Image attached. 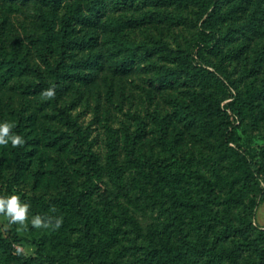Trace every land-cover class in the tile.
I'll return each instance as SVG.
<instances>
[{
	"label": "rangeland",
	"instance_id": "rangeland-1",
	"mask_svg": "<svg viewBox=\"0 0 264 264\" xmlns=\"http://www.w3.org/2000/svg\"><path fill=\"white\" fill-rule=\"evenodd\" d=\"M80 1L82 12L88 14L91 0ZM233 2L234 0L222 1L221 9L211 17V21L216 23L214 29L220 33L216 53H212L205 47H193L205 32L200 28V21H197L192 11L195 8L192 6L179 9L187 19L171 24V14L178 11L174 7H158L143 1L129 4L122 0H102L96 23L91 26H76L79 37L92 36L93 41L88 47L71 51L70 63L75 62L84 77L66 81V89L58 103L44 105L48 99L42 95L43 92L27 95L15 89L18 83L32 80L30 73L16 74L7 83L0 80V123L13 124L14 113L22 111L28 117L26 130L34 141L28 166L14 180L10 173L11 143L7 147L0 146V196L18 195L22 202L30 204L26 227L9 223L7 217L0 215L1 235L10 238L16 234L20 239L13 245L15 249L39 264H60L62 260L66 264L82 263L76 257V248L71 244L75 241L78 229L64 209L61 208L56 216L63 218L59 229H36L31 225V218L40 215L44 207L53 214L62 205L61 190L66 186L55 173V159L58 158L65 168L71 187H77L82 181L81 171L84 168L81 162L76 160L68 145L62 148L59 146L65 139L60 135L71 131L66 120L60 119V110L67 115V121H75L80 126L104 170L97 182L96 191L91 196V205L98 208L106 205V218L123 216V213L131 216L137 224L140 233L138 242L141 245L151 242L158 247L161 244L167 245L168 236L172 239L170 227L165 228V213L153 199V190H158L159 185L165 191L170 190L169 182L172 177L169 175V178H164L157 170L156 163L161 160L180 170L190 164L207 176L213 177L214 173L217 176L214 182L215 192L218 193L207 200L222 214V201L217 199L213 202L211 199L222 197L226 188L232 187L234 183H241L246 173L238 167L230 148L238 146L249 159L264 166V99H256L254 110L245 113L242 119L227 112L228 120L234 124L232 128H228L233 133L234 142L224 145L214 129L226 120L224 116L190 124L188 118H181L176 114L175 102L188 101V88L184 84L183 74L167 87H158L156 81L161 78V72L165 69H181L177 66V60L172 58L176 52L185 50L192 55L189 68L194 73L197 72V79L206 82L205 90H212L217 99L223 91L213 84L211 73H215V70L206 66L207 60L220 65L241 91L249 89L252 83H261L264 77V14L258 12L256 25L254 24L256 28L250 30L247 20L252 11V1L245 0L243 8L223 14L227 5L229 7ZM262 9L264 2L261 4ZM45 12L33 0H0V46L10 50L13 42L18 41L20 52L26 53L30 59L29 64L41 66L35 38L40 33L39 14ZM107 19L129 20L132 24L137 21L140 24L125 26L115 33L102 26ZM114 37L131 44L147 45L149 55H143V50H140L132 67L126 72H119L116 64L123 54L114 49ZM260 49L261 63L257 69H253L251 62L258 59L256 52ZM229 50L239 52V55L236 58H223ZM90 54H97V64H86ZM81 60H84L83 64H80ZM229 87L228 91L232 93L233 90ZM226 101L228 100L219 104L222 110ZM155 117H166V139L174 143L173 151L163 150L158 144ZM137 128L143 133L137 140L136 154L143 155L144 159L136 166L124 158L121 146L124 135H133ZM111 137L119 141V164L124 170L121 188L113 184L104 166L106 142ZM150 163L156 165L148 167ZM175 183L179 186L183 184ZM195 186H198L195 182L187 185L188 194L195 191V194L204 193ZM120 189L123 190L119 191ZM261 192V197L255 198L251 221L258 231L264 233V183H261ZM166 202L170 203L168 199ZM53 208L55 211H52ZM234 214L235 212L228 211L230 218ZM123 228L125 232L122 235L126 237L131 233V228L126 224ZM215 229L216 226L212 225L204 228L207 234ZM125 243L126 241L124 247ZM124 247L120 246L118 251L125 252L123 259L126 260L128 256ZM129 257L128 264H164L157 258L142 260V250Z\"/></svg>",
	"mask_w": 264,
	"mask_h": 264
},
{
	"label": "trees",
	"instance_id": "trees-1",
	"mask_svg": "<svg viewBox=\"0 0 264 264\" xmlns=\"http://www.w3.org/2000/svg\"><path fill=\"white\" fill-rule=\"evenodd\" d=\"M20 1L29 2L32 0ZM33 1L39 3L40 8H44L47 12L39 14L40 33L35 38L36 51L41 66L34 67L29 64L30 59L26 53L20 52L18 41L13 42L10 50L1 45L0 80L7 83L16 74L30 73L32 80L27 83H18L15 89L22 94L36 95L49 88H54L55 97L48 99L44 105H55L66 89V81L84 77L80 67L75 62L71 64L69 59L73 49L90 46L93 37L87 35L79 37L76 26L95 24L102 0H91L88 14L82 12L80 0ZM122 1L129 4L143 1L158 7H174L178 11L171 14V24H178L181 19L182 21L187 19L179 9L192 6L195 8L192 11L196 15L197 21H200L199 26L205 32L193 47L195 49L205 47L212 53H216L220 33L214 29L216 23L211 21V17L214 12L221 9L222 1L225 0ZM244 1L234 0L229 7L227 5L223 14L243 8ZM251 1L252 11L247 22L250 30H254L258 12L264 14V9L261 10V4L264 0ZM61 10L63 11L61 12ZM131 24L129 20L107 19L102 26L116 33L125 26H134L140 22L135 21L134 24ZM113 41L114 49L123 54L119 63L116 64L119 72H126L132 67L140 50H143V55H149L147 54L149 47L145 44H131L117 37H114ZM261 52V49L256 52L259 57L251 62V68L257 69L259 67L260 60H262ZM53 54L54 57H51ZM238 55L239 52L229 50L223 55V58L226 56L236 58ZM168 58H170L169 55ZM172 59L177 60V66L181 69H165L161 72V78L157 79L156 82L158 87H167L173 84L180 74L184 75L183 81L188 88V101L175 102L176 114L181 118H188L190 124L209 121L216 116H224L226 120L220 125H216L214 129L223 140L224 145L234 142L233 133L231 129L228 130L234 124L228 120V113L242 119L245 113L252 112L255 100L264 99V77L259 85L252 83L249 89L246 88L241 91L229 75L221 69L220 65L207 60L205 61L206 66L215 70V73H211L213 84L223 91L221 97L217 99L212 90H205L206 82L197 79L195 74L197 72L194 73L189 68V62L192 59L189 51L180 50L175 53ZM84 60H81L80 64H83ZM85 62L91 66L97 64V54H90L89 60ZM228 87L233 90L232 93L228 91ZM223 100L228 101L223 104L222 110L219 104ZM59 114L60 119L66 120L71 129L70 133L64 132L60 135L65 139L59 146L62 148L68 145L76 160L81 162L84 168L81 171L82 181L77 187H71L65 168L58 158L55 159V173L61 183L66 186L61 190L62 205L57 207L53 214L44 207L40 215L42 217H56L62 208L66 211L67 216L75 221L78 234L71 244L76 248V257L83 264H128L129 256L140 250H142V260L148 261L157 258L164 264H264V240H262L264 233L258 231L251 221L256 205L255 198L261 197L262 194L261 183H264V166L249 159L245 153L240 151L238 146L231 147L230 153L238 167L246 171L243 181L239 182L238 185L234 183L232 187L226 188L222 197L216 196L211 199L213 202L217 199L222 201L224 204L222 214H220L219 209L210 205V200H207L211 195L215 196V193H218L215 192L214 182L217 176L214 173H212L213 177L207 176L198 167L190 164L185 165L180 170L179 168H172V165L167 161L161 160L156 163L157 170L164 178H169V175L172 177L169 182L170 190L165 191L160 185L158 190H153V199L165 213L167 218L165 228L170 227L169 233L172 239L168 236L167 245L161 244L158 247L152 245L151 242L141 245L138 242L140 233L137 224L131 216L123 213V216L106 218L104 217L106 214L105 204L103 208L91 205V196L95 193L97 182L104 170L98 163L91 145L83 136L80 126L75 121H67L68 117L63 111L60 110ZM27 118L20 110L14 113L13 124L15 126L12 128V133L22 136L25 143L22 147L13 148L11 146L10 148L12 155L10 173L13 174V180L28 166L33 154L32 144L34 141L29 137L26 130ZM154 122L158 144L163 150L173 151L174 143L166 139V117H155ZM142 133L143 131L137 128L133 135L126 133L122 139L121 149L124 158L136 166L141 164L144 159L143 155L136 154L137 140L142 136ZM119 155V141L116 138H109L106 142L104 166L113 184L121 188L124 170L119 164ZM156 164L150 163L147 166L154 167ZM175 182L183 184L179 186ZM194 182L198 185L195 186L196 188H201L204 191L203 194H195L196 191L188 194L187 185ZM167 199L169 204L166 202ZM228 211L235 212L233 217L228 216ZM124 224L131 228V233L126 237L122 235L125 232ZM211 225L216 226V229L211 234H207L204 228L207 229ZM19 240L16 234L8 238L3 237L0 233V264H39L14 248L13 245ZM120 246L126 249L128 256L126 260L123 259L125 252L118 251ZM60 264H66L65 260H62Z\"/></svg>",
	"mask_w": 264,
	"mask_h": 264
},
{
	"label": "clouds",
	"instance_id": "clouds-1",
	"mask_svg": "<svg viewBox=\"0 0 264 264\" xmlns=\"http://www.w3.org/2000/svg\"><path fill=\"white\" fill-rule=\"evenodd\" d=\"M42 95L46 99L55 97V89L49 88ZM15 125L12 123H0V146L7 147L9 142L13 148L22 147L25 140L22 136L12 133V128ZM30 204L22 202L18 195L0 196V215L8 218L9 223L18 224L26 227L29 221ZM55 211V208L52 209ZM63 223L62 217H42L35 215L31 218V225L33 228H52L59 229Z\"/></svg>",
	"mask_w": 264,
	"mask_h": 264
}]
</instances>
